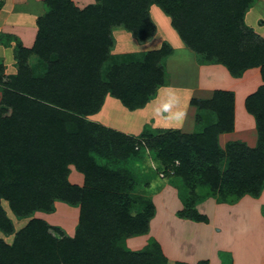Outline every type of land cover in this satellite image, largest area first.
I'll list each match as a JSON object with an SVG mask.
<instances>
[{"label":"trees","instance_id":"obj_1","mask_svg":"<svg viewBox=\"0 0 264 264\" xmlns=\"http://www.w3.org/2000/svg\"><path fill=\"white\" fill-rule=\"evenodd\" d=\"M253 1L97 0L79 10L70 0H51L31 51L38 61L49 63L50 73L40 76L23 68L14 78L0 77L7 88L0 102V231L13 233L2 201L20 219L36 212L51 214L53 203L60 201L79 207L78 222L68 237L60 228L32 219L11 245L0 241V264H166L154 241L140 252L127 249L124 237L146 234L148 218L130 217L128 201L119 193L124 177L95 159L113 151L132 155L135 140L85 120L99 111L107 95L129 111L143 109L162 85L159 59L167 50L161 56L148 53L134 64L106 66L112 28L122 27L138 41L153 35L148 16L152 4L202 61L221 64L234 78L259 68L263 83L244 102L259 133L255 148L218 146L217 136L233 130L229 92L190 101L197 123L202 108L212 107L215 118L206 128L177 136L165 131L155 141L190 179L219 190L222 201L259 197L264 189V41L242 42L243 15ZM23 54L18 60H25L27 52ZM70 166L83 176L81 187L69 183ZM189 219L206 222L196 213Z\"/></svg>","mask_w":264,"mask_h":264},{"label":"rangeland","instance_id":"obj_2","mask_svg":"<svg viewBox=\"0 0 264 264\" xmlns=\"http://www.w3.org/2000/svg\"><path fill=\"white\" fill-rule=\"evenodd\" d=\"M39 1L40 3L38 4L34 3L36 1L29 4H17L19 5L17 9L22 13L21 16L0 17V27L2 28V30H0V77L11 76L14 78L19 70L23 68H27L32 73L36 75L39 74L40 76L44 73L46 75L50 73V70L48 71L49 63L45 65L42 61H38L37 56L31 52L36 48L41 37V26H43L45 16L49 14V8H52L51 0H49V3L48 0ZM17 2L20 3L22 0H18ZM70 2L73 7L79 10L83 9L77 5L79 0H70ZM96 2L97 0L90 5ZM52 5H54V3ZM251 5L246 11L251 9ZM246 11L243 18L245 17ZM256 13L259 16L258 22L261 24L259 27L264 28V7L256 11ZM148 16L155 27L154 33L156 31L157 36L153 37V33L149 39L153 38L146 41H138L133 37L132 39L137 45L132 43L128 45L127 42H131L129 37L124 40L118 39L120 44L119 47L113 43V39L110 37L111 46L108 49L106 66L112 68L121 63L134 64L140 62L148 53L159 52L161 56L163 51L167 50L169 52L166 55H162L159 59V66L162 69V85L156 87L155 95L157 96V90L159 88L165 87V89L159 90L160 93L158 98L154 95L149 101L152 103L151 112L149 114L150 118L142 125V129L137 130L131 128L129 125L133 123L132 120H129V122L125 124V117L122 116L123 114L120 115V112H124L121 108L123 107L122 105H119V107L117 104L110 105L111 110L106 112L105 110L102 111L104 102L96 113L99 114L102 112V117H99L100 121L93 117L96 114L85 118L87 122L99 124L135 140L132 155L127 154L126 156L120 152L117 153L113 151L108 155H100L95 158L101 167L108 171H117L124 177L122 179L125 183L120 186L122 191L119 193L128 201L127 206L129 207L130 217L136 218L144 216L146 219L148 218V231L146 234L140 236H131L127 234L123 242L129 251L140 252L148 247L151 241H154L159 245L166 259V264H189L175 258H169L167 252L170 249V254L172 256H177L179 254L181 256L186 255V249L191 246V237L198 231V225L196 226V224H210V218L208 216L210 214L213 218L212 232L216 233L217 249L220 247L230 248L232 252L237 255V264H240L241 257L247 260L245 264H259V261L261 262L264 258V198L263 201L260 200L264 193V189L258 198L245 195L235 203L224 202L221 200L219 190L216 189L213 191L207 182L200 183L201 180L199 179L198 181H194L193 178L190 179L191 176H189L186 169L181 168L182 165H180L178 161L170 160L168 154L162 151V149L165 150V148L155 141L160 135H164L165 131L175 132L174 136H177V134H191L199 129L206 128L212 124L215 116L212 107L205 106L200 112L201 122L197 123L195 119L196 109L191 106V104H189V106L186 104L184 90L182 89L179 91L174 88L176 81L184 80L183 72L186 68L179 70L177 75L172 78V80H174V82L171 83V88L173 90L166 89L169 75L165 67L166 61L171 57L173 51L171 44L173 45L175 40L172 38H177L183 46H185V44L179 33L172 26L170 18L167 17L160 8L154 4L150 5L148 7ZM242 25L243 28L246 29L244 30L245 32L243 31L244 38L242 42L244 44L250 45L252 42L262 41L259 39L261 38L259 35L257 37V34L252 33L245 27L244 22ZM115 28H121V30L127 32L122 27H114L112 29ZM128 34L130 33L128 32ZM22 50L25 53L27 52V56L25 60H18L21 54H23ZM28 51H30L29 54ZM189 51L191 50L189 49ZM193 53L198 58V55L195 52ZM198 62L199 64H202V62L206 63L204 61ZM3 89L7 90L2 82L0 83V102L2 100ZM216 92L232 93L234 99L233 130L232 132L221 133L217 136L218 146L224 149L228 143H241L248 148H255L259 141V133L255 127L254 118L247 113L250 118L249 123L244 127L237 128L234 115V92L230 90H216L213 95ZM106 98L115 99L107 95L104 101ZM239 101H241V99H239ZM168 117H170V121H173L175 124L166 125V123L169 122ZM182 124L183 128L181 127ZM68 181L72 185L81 187L83 185V176L78 173L73 166H70ZM246 198L251 200V204H248L249 213L251 215L249 224L251 226L248 227L246 232H241L238 227L237 223L240 221L238 213L225 212L211 205L233 206L243 202ZM255 200H259L258 204H256L257 201ZM244 205L247 204L244 203ZM257 206L259 218L256 215ZM1 208L6 217L12 222L13 226V233L9 236L0 231V241L7 245L13 243L16 234L32 219H40L38 217L44 214L42 212H36L29 218L20 219L14 217L6 202H1ZM53 213L56 223L60 222L54 226L63 230L65 236L72 237L71 235H67V229H70L71 226L69 227L65 224L70 225L78 222L79 207L55 201L51 214ZM195 213L199 217L205 218L206 222L202 223L190 220L189 217L194 216ZM207 231L205 232L202 230L200 232L198 231V233L208 234ZM223 253L224 254L219 253L218 256L221 257V264H232L230 252Z\"/></svg>","mask_w":264,"mask_h":264},{"label":"crops","instance_id":"obj_3","mask_svg":"<svg viewBox=\"0 0 264 264\" xmlns=\"http://www.w3.org/2000/svg\"><path fill=\"white\" fill-rule=\"evenodd\" d=\"M18 0H0V17L1 16H21L22 13L17 9L19 8V5L17 4H29L33 3V1H36L34 3H40L39 0H22V2L18 3ZM95 0H79L78 4L79 7L84 8L88 5L94 3ZM264 7V0H255L254 3L251 5V9L249 11H246L245 17L243 18V22L245 24V27L249 29L252 33L257 34L261 37L262 41H264V28L259 27L261 26L260 22H258V14L256 11L262 9ZM259 24V25H258ZM0 30L2 28L0 27ZM246 30V29H245ZM154 36H157V32L155 31ZM110 37L113 39V43L119 47L118 39H126L129 37L131 42H127L128 45L131 43L134 45H137L135 41L132 39L133 37L128 34V32H125L121 30V28H115L111 30ZM152 37V38H153ZM151 38V39H152ZM149 39V40H151ZM175 40L173 42L172 47V55L168 60L166 61V72L169 75V78L167 79L166 83V89L173 90L171 88L174 80L172 78L177 75L179 70H183L186 68V70L183 72L184 80L183 81H176L175 89L181 91L182 89L185 92V102L189 106L191 99H210L213 96L214 91L216 90H230L234 92L235 95V124L237 125V128L244 127L249 123V115L244 109L243 103L245 102V99L254 93L263 83L260 76V69L259 68H252L246 70L240 78H234L232 77L227 69L223 67L220 64L216 63H210L206 62L203 63L202 59L189 51L183 44H180L179 40L177 38H172ZM142 43V42H141ZM169 43V42H168ZM127 45V44H126ZM17 46V45H14ZM201 61L202 64H199L198 61ZM186 73V75H185ZM181 74V73H180ZM182 85H181V83ZM162 89H165V87L159 88L157 90V96L159 97V93ZM160 90V91H159ZM241 99V101H239ZM117 104L118 107L121 105L117 100L106 98L104 101V108L102 111L108 112L111 110L110 105ZM151 104L148 103L143 109H138L136 111H127L125 108H122V111L120 112V115L125 117L124 121L125 124L129 122V120H132L133 123H131L129 126L131 128L140 130L142 129V125L145 124L150 118V112H151ZM186 106V107H188ZM107 114V113H106ZM102 112L99 114L94 115L93 117L96 120H99L100 116L102 117ZM122 117V118H123ZM193 118V116H192ZM169 122L167 124H175L173 121H170V117H168ZM167 119V120H168ZM100 121V120H99ZM108 121V120H107ZM177 123V122H176ZM253 123V122H252ZM183 128V124L181 126ZM181 129V128H180ZM264 193L261 196L260 200L263 201ZM256 204H258L259 200ZM246 203L247 205H244ZM248 204H251V200L249 198H246L243 202H240L237 205L228 206V205H213L216 208L222 209V211L229 212V213H238L240 216V221H238V227L240 228L241 232H246L248 230V227L251 226L249 224L250 213H249V206ZM260 204V202H259ZM208 205V204H207ZM258 206L256 207V215L258 217ZM264 213V210H263ZM56 215V214H55ZM43 216V217H42ZM210 218V224H196L197 230L200 232L204 230L205 232L207 230L208 234H202V233H195L193 237H191L190 243L191 246L186 249V255H171V250L169 249L167 252V256L169 258H175L179 261L186 262L189 264H196L199 261H207L208 264H221V257L219 256V253L224 254L223 252H230L232 257V264H237V255L232 252L230 248L220 247L217 249L216 245V233L212 232L213 227V218L209 214ZM54 213L53 214H42L38 218L44 220L47 222V224L54 226L56 224H59L60 222L56 223V219H54ZM259 218V217H258ZM66 226H71L70 229H67V235L73 236L75 228L77 223L73 224H65ZM192 241V242H191ZM213 247V250H212ZM221 251V252H218ZM264 254V251H263ZM236 258V260H235ZM247 260H244L243 257L240 259V264H245ZM259 264H264V258L259 261Z\"/></svg>","mask_w":264,"mask_h":264}]
</instances>
